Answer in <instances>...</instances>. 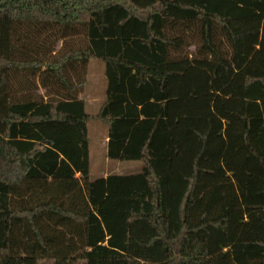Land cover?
Masks as SVG:
<instances>
[{
  "label": "trees",
  "instance_id": "1",
  "mask_svg": "<svg viewBox=\"0 0 264 264\" xmlns=\"http://www.w3.org/2000/svg\"><path fill=\"white\" fill-rule=\"evenodd\" d=\"M0 264H264V0H0Z\"/></svg>",
  "mask_w": 264,
  "mask_h": 264
},
{
  "label": "rangeland",
  "instance_id": "2",
  "mask_svg": "<svg viewBox=\"0 0 264 264\" xmlns=\"http://www.w3.org/2000/svg\"><path fill=\"white\" fill-rule=\"evenodd\" d=\"M88 84L80 95L86 104V112L95 115L105 99L104 64L100 60H93L88 67ZM90 138V173L95 179L110 174H130L140 171L141 162L114 161L106 156L107 127L98 120L88 123Z\"/></svg>",
  "mask_w": 264,
  "mask_h": 264
},
{
  "label": "crops",
  "instance_id": "3",
  "mask_svg": "<svg viewBox=\"0 0 264 264\" xmlns=\"http://www.w3.org/2000/svg\"><path fill=\"white\" fill-rule=\"evenodd\" d=\"M80 99H82V97H79ZM83 100V99H82ZM84 101V100H83ZM85 102V101H84ZM85 109H86V104H85ZM107 175L101 176V177H106Z\"/></svg>",
  "mask_w": 264,
  "mask_h": 264
}]
</instances>
